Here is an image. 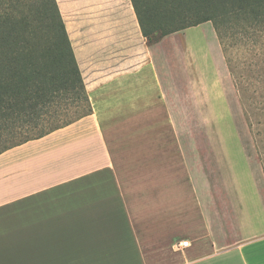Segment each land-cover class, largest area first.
<instances>
[{"label":"crops","instance_id":"0c3cea01","mask_svg":"<svg viewBox=\"0 0 264 264\" xmlns=\"http://www.w3.org/2000/svg\"><path fill=\"white\" fill-rule=\"evenodd\" d=\"M58 4L92 112L0 152V264H264V215L217 238L192 174L208 135L174 99L188 52L206 67L186 33L210 21L150 44L131 0Z\"/></svg>","mask_w":264,"mask_h":264},{"label":"rangeland","instance_id":"374dc122","mask_svg":"<svg viewBox=\"0 0 264 264\" xmlns=\"http://www.w3.org/2000/svg\"><path fill=\"white\" fill-rule=\"evenodd\" d=\"M37 2L41 5V0ZM207 24L186 33L195 41L197 51L205 55L206 67H200L194 54L188 52L185 73L190 75L191 93L174 99L180 107L184 104V113L189 110L191 118L181 129L208 135L192 139L197 143L191 152L192 174L206 181L202 192L206 194L208 220L217 238L228 242L237 235L238 217L256 222L264 215V32L252 29L249 36L235 34L242 39L225 37V52L220 42L221 59L219 48L207 35L214 26ZM52 38L51 32L45 33L44 41ZM177 68L176 62V73ZM75 96V91L58 94L43 111L0 120V151L43 135L87 111V107L78 109L84 101Z\"/></svg>","mask_w":264,"mask_h":264},{"label":"trees","instance_id":"16d2710c","mask_svg":"<svg viewBox=\"0 0 264 264\" xmlns=\"http://www.w3.org/2000/svg\"><path fill=\"white\" fill-rule=\"evenodd\" d=\"M37 1L0 0V120L43 111L58 94L75 91V99L84 101L78 109L87 111L67 125L91 113L92 106L58 0ZM131 1L150 44L208 21L224 52L225 37L264 32V0ZM46 32L51 40L44 41Z\"/></svg>","mask_w":264,"mask_h":264},{"label":"built area","instance_id":"2783aa9c","mask_svg":"<svg viewBox=\"0 0 264 264\" xmlns=\"http://www.w3.org/2000/svg\"><path fill=\"white\" fill-rule=\"evenodd\" d=\"M190 245V241L189 240H184V241H182V242H180L179 244H178V247L179 248H186V247H188Z\"/></svg>","mask_w":264,"mask_h":264}]
</instances>
